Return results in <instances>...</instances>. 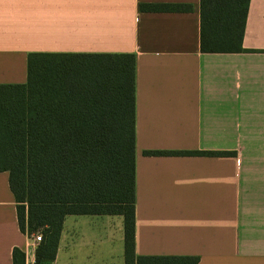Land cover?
I'll use <instances>...</instances> for the list:
<instances>
[{"label": "crops", "instance_id": "crops-1", "mask_svg": "<svg viewBox=\"0 0 264 264\" xmlns=\"http://www.w3.org/2000/svg\"><path fill=\"white\" fill-rule=\"evenodd\" d=\"M199 4L0 0V85L26 83L31 53L133 55L135 254L264 264V0L238 53L200 51ZM30 241L0 172V264H33ZM46 264H124L122 217L66 216Z\"/></svg>", "mask_w": 264, "mask_h": 264}, {"label": "trees", "instance_id": "trees-1", "mask_svg": "<svg viewBox=\"0 0 264 264\" xmlns=\"http://www.w3.org/2000/svg\"><path fill=\"white\" fill-rule=\"evenodd\" d=\"M248 2L200 0L202 53L244 51ZM180 9L188 7L165 8ZM134 64L131 54L31 53L26 83L0 85V172L8 173L20 232L41 236L33 264L54 260L66 216H121L124 264H198L135 254ZM12 260L24 264V253L14 248Z\"/></svg>", "mask_w": 264, "mask_h": 264}, {"label": "built area", "instance_id": "built-area-1", "mask_svg": "<svg viewBox=\"0 0 264 264\" xmlns=\"http://www.w3.org/2000/svg\"><path fill=\"white\" fill-rule=\"evenodd\" d=\"M32 240L34 241V243H39L41 241V236L36 234L32 237Z\"/></svg>", "mask_w": 264, "mask_h": 264}, {"label": "rangeland", "instance_id": "rangeland-1", "mask_svg": "<svg viewBox=\"0 0 264 264\" xmlns=\"http://www.w3.org/2000/svg\"><path fill=\"white\" fill-rule=\"evenodd\" d=\"M77 73H78V70H77V69H74V70H73V75L76 76ZM67 224H69V222H67L66 225H67ZM31 240H32V239H31ZM30 243H34V241H33V240L30 241Z\"/></svg>", "mask_w": 264, "mask_h": 264}]
</instances>
